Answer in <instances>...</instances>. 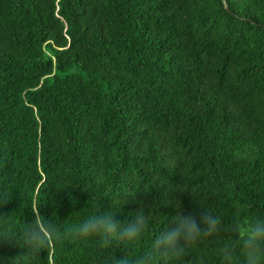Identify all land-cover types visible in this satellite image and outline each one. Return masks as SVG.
<instances>
[{"label": "trees", "instance_id": "obj_1", "mask_svg": "<svg viewBox=\"0 0 264 264\" xmlns=\"http://www.w3.org/2000/svg\"><path fill=\"white\" fill-rule=\"evenodd\" d=\"M225 1L0 0V217L127 223L159 205L155 232L199 201L223 240L264 215V0ZM216 246L188 260L219 264ZM51 247L52 264L109 259ZM20 251L0 241L3 264Z\"/></svg>", "mask_w": 264, "mask_h": 264}, {"label": "clouds", "instance_id": "obj_2", "mask_svg": "<svg viewBox=\"0 0 264 264\" xmlns=\"http://www.w3.org/2000/svg\"><path fill=\"white\" fill-rule=\"evenodd\" d=\"M134 195L126 194L125 197ZM126 200H115L117 206ZM202 213L194 215L180 212L167 216L163 227L153 232L155 221L153 209L147 215L141 209L130 222L116 220L117 211H95L83 216L78 223L65 226L53 218L48 220L39 213H33L31 221L21 228L14 227L15 213L0 217V241L18 247L20 254L11 258L8 264H44L41 253H47V262L52 264V245L65 242L80 247L95 242L101 252L109 253L105 264H207V258L197 255L188 260L191 253L216 243L215 254L219 264H264V215L235 216L231 237L221 240L226 231L223 216L207 204L199 202ZM7 202H2V206ZM172 204V203H171ZM90 209L95 205L91 204ZM148 247H142L145 240ZM127 254L121 258L113 254V245ZM0 264L3 261L0 260Z\"/></svg>", "mask_w": 264, "mask_h": 264}, {"label": "water", "instance_id": "obj_3", "mask_svg": "<svg viewBox=\"0 0 264 264\" xmlns=\"http://www.w3.org/2000/svg\"><path fill=\"white\" fill-rule=\"evenodd\" d=\"M223 1H225V0H223ZM225 7H226L227 12H228V13H231V9H230V7L226 4V1H225Z\"/></svg>", "mask_w": 264, "mask_h": 264}]
</instances>
